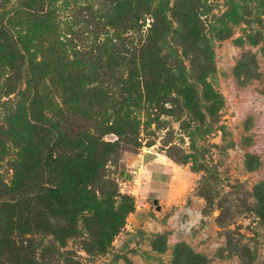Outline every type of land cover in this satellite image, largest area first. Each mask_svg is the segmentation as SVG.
<instances>
[{
  "label": "rangeland",
  "instance_id": "1",
  "mask_svg": "<svg viewBox=\"0 0 264 264\" xmlns=\"http://www.w3.org/2000/svg\"><path fill=\"white\" fill-rule=\"evenodd\" d=\"M152 24L156 43L134 49ZM26 51L50 57L33 85L44 113L102 167L71 188L100 209L51 217L64 233L34 232V264H169L179 243L207 264H264V0H0V191L22 155L6 130Z\"/></svg>",
  "mask_w": 264,
  "mask_h": 264
},
{
  "label": "trees",
  "instance_id": "2",
  "mask_svg": "<svg viewBox=\"0 0 264 264\" xmlns=\"http://www.w3.org/2000/svg\"><path fill=\"white\" fill-rule=\"evenodd\" d=\"M42 10V9H40ZM34 10L29 17L34 22H45L46 14ZM159 27L152 24L144 42L137 48L146 52L154 45L159 37ZM27 62L26 85L30 89L28 94L18 103V107L8 117L7 134L19 131L18 136L23 140L21 160L14 165V174L9 183L4 184L0 194L4 199L0 207V264H34L33 238L35 231H51L54 234L64 233L63 230L52 229L50 218H66L72 220V209L79 206L99 210V204L81 188L82 195L75 197L71 188L74 179L86 174L88 178L100 179L101 164L99 156H93L95 146L88 143V139H74L65 141L61 134L62 118L49 116L44 113L38 93L34 92V82L38 81L41 72L46 68L48 58L38 60L30 51H26ZM29 113H27V99ZM12 118V119H11ZM40 132L38 139L33 140L35 133ZM13 136V135H11ZM13 136V138H15ZM35 142V147L29 143ZM63 144L75 149L71 158H65ZM45 176L44 181L49 185L39 187L37 179ZM87 204H83V199ZM81 204V205H80ZM128 211L122 206L118 212L120 223ZM67 220H69L67 218ZM119 224H116V227ZM13 234L22 238L16 243ZM30 235V236H28ZM169 264H207L205 256L195 253L184 243H179L174 249L173 259Z\"/></svg>",
  "mask_w": 264,
  "mask_h": 264
},
{
  "label": "water",
  "instance_id": "3",
  "mask_svg": "<svg viewBox=\"0 0 264 264\" xmlns=\"http://www.w3.org/2000/svg\"><path fill=\"white\" fill-rule=\"evenodd\" d=\"M154 203H156V199H154Z\"/></svg>",
  "mask_w": 264,
  "mask_h": 264
}]
</instances>
